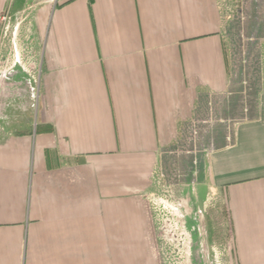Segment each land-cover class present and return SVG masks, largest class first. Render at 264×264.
<instances>
[{"label":"crops","instance_id":"crops-1","mask_svg":"<svg viewBox=\"0 0 264 264\" xmlns=\"http://www.w3.org/2000/svg\"><path fill=\"white\" fill-rule=\"evenodd\" d=\"M9 27L33 72L0 93L34 111L0 138V264H146L114 246L181 158L264 264V0H0L1 57Z\"/></svg>","mask_w":264,"mask_h":264},{"label":"rangeland","instance_id":"rangeland-1","mask_svg":"<svg viewBox=\"0 0 264 264\" xmlns=\"http://www.w3.org/2000/svg\"><path fill=\"white\" fill-rule=\"evenodd\" d=\"M7 30L1 33L0 74L8 76L17 68L22 81L30 79L31 35ZM33 111L28 96L15 100L0 93V138L27 131ZM177 162L166 165L131 198V208L135 201L137 210L130 214L128 244L115 245L114 252L145 256L146 264H234L223 198L186 174V159Z\"/></svg>","mask_w":264,"mask_h":264}]
</instances>
